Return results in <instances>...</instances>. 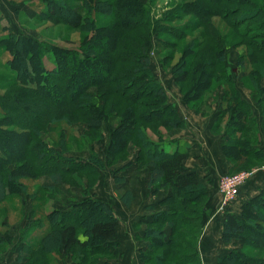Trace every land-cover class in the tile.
<instances>
[{
    "label": "trees",
    "instance_id": "obj_1",
    "mask_svg": "<svg viewBox=\"0 0 264 264\" xmlns=\"http://www.w3.org/2000/svg\"><path fill=\"white\" fill-rule=\"evenodd\" d=\"M158 1H49L36 17L81 34L72 47L10 30L0 36V69L14 76L7 93L0 96V119L7 117L12 125L0 129V203L24 201V195H30L40 207L61 193L58 185L66 182L65 176L83 174L95 180L106 166H114L116 176L119 162H132L121 155L135 148L137 168H150L151 193L169 189L158 203L167 208L148 219V227L138 233L137 238L148 242L140 251L143 264H203L199 242L214 181H200L184 163L185 144L160 130L177 133L185 123L151 69L149 50L153 39L157 55L171 50L162 62L169 67L168 60H177L170 73L196 113L204 115L208 94L216 96L215 90L222 88L213 130L222 134L221 149L231 162L230 170L249 166L251 160L262 164L264 144L256 139L257 116L237 81L248 82L253 98L263 102L264 0H178L170 15L157 18L152 8ZM186 18L185 25H172V20ZM218 21L229 31H222ZM232 47L240 50L235 67L229 63ZM46 58L53 61L52 67ZM62 123L75 125L72 129L83 126L82 135H73ZM105 124L111 157L104 162L94 150ZM53 126L61 137L52 142L62 149L50 148L44 138ZM148 129L158 141L149 137ZM68 131L76 143H86L89 157L69 153L76 148ZM164 139L176 145L168 149L169 144L162 145ZM43 177L51 183L34 194L22 181ZM230 208L223 216L222 241L228 245L241 241L242 246L220 256L217 264H264V258L244 251L264 249V230L259 231L253 221L259 219L258 208L264 209V194L244 203L239 214ZM33 220L28 235L22 231L23 264H58L54 254L60 253L70 254L71 264H119V219L104 200H75ZM0 225L6 227L8 221ZM8 231L0 233L1 248L7 246Z\"/></svg>",
    "mask_w": 264,
    "mask_h": 264
},
{
    "label": "rangeland",
    "instance_id": "obj_2",
    "mask_svg": "<svg viewBox=\"0 0 264 264\" xmlns=\"http://www.w3.org/2000/svg\"><path fill=\"white\" fill-rule=\"evenodd\" d=\"M49 1H53V0H0V36H2L5 33H8L10 30L16 33H22L23 35H26V36L41 37L43 39H46L49 42L56 43V44L58 43L64 46L72 47V46L78 45V41L82 39V36L77 31L71 30V29L68 30V27L64 25H57V26L51 25L50 26L49 23L48 24L45 22L41 23L40 20L36 17V13H38L41 9H44ZM143 1L147 2V0H143ZM177 1L178 0H159L158 2H156V5H154L155 7L152 8L153 15L156 16L157 18H161L163 17V15L164 16L170 15L168 11H173V7L176 6ZM107 17L108 16H104L101 18L103 20H106ZM187 19L188 18L183 19V20L174 19L172 20L173 21L172 25H177L181 27L185 25ZM215 24L219 26L222 29V31H225V32L229 31L225 23L218 21V22H215ZM64 30H68L69 33ZM64 32L67 33V36L64 35L65 34ZM84 35H86V32H84ZM67 38L68 39L71 38L73 40L66 42L65 40ZM155 46H156V40L153 39L150 50H149L151 60H152L151 69L156 79L165 86L169 95L171 97L175 96L176 93H178V91L181 93V90H180V87L177 85V83L174 81L173 76L170 73V70L175 65L177 60H173V61L168 60L169 67H165L164 63L162 62V59L166 58L167 55L171 53V50H167L163 52L162 54L157 55L155 51L156 50ZM239 51H240L239 49H235L233 47L230 48L229 63L232 67H235L237 65L236 62L239 57ZM2 52L3 50H1L0 48V60L1 61H2ZM48 59L49 58H46L45 60L46 65L48 67H52L54 64L53 61L51 59L50 60ZM248 66H249V63H248ZM5 76H7L6 71H4L3 68L0 69V96L7 93L6 87L8 83L10 82V80L12 81L14 79V76H12V74H9L7 76L8 79H6ZM237 84L241 92L243 91L244 93L250 94L252 100L255 102L254 104L256 105L258 109V114H256L257 120L254 121L255 122L254 126L256 130L255 135H256V139L259 140L260 142H263L264 144V122H263L264 100L263 102H259V101L257 102V100L253 98V93H252L253 87L248 82L245 83V82H241V80H238ZM260 85L264 87V80L262 81L260 80ZM215 91H216V94L218 93L220 96H222L223 90L221 87ZM218 94L216 96L215 94L213 95L208 94L207 96L208 106L206 107L207 110L205 111L204 115H209L213 111L211 110L210 103H217L218 104L217 106H219ZM185 103L190 107V104H188L187 102ZM190 109L193 110V108L191 107ZM197 114L202 115L201 113H197ZM1 117L2 116L0 115V118ZM9 123H10V119L7 117L0 119V129L2 128L8 129V127H12V125H10ZM60 126L66 129L72 130L73 135L75 134V132H76V136L82 135V134L81 135L79 134L81 131L80 129L83 126L81 127L79 125H76L77 128L75 129H72L73 127H75V125H72V126L70 125L69 127V126H66L64 123H62ZM156 127L159 128L160 126L156 125ZM149 128H151V126H149ZM108 129H109L108 124H105L104 125V130H105L104 136L102 139L98 141L99 145L98 147L95 148L96 150H94L97 156L100 159H102L104 162L108 161L111 157V154L108 151L109 143L111 140L110 132ZM160 130L162 131L163 134L166 133L169 135H174L180 132L179 131L177 133H174V132L168 133V131L162 127L160 128ZM69 133L70 132L68 131L67 138L70 139L71 144H73V147L76 148L75 151H72L69 153L77 154L76 156L89 157L90 150L89 148H87L88 146L86 145V143L83 142V145H80L81 144L80 141L79 143H76L75 142L76 140H74V138L69 137L71 136ZM147 133L149 137H151L155 141H158V137L155 135V133H153V131L148 129ZM64 136H65V133H64ZM59 137H61L60 130L59 129L57 130L55 126H53L52 129H50L48 133L44 134V138L49 141L48 145L50 148L55 147L56 149L57 148L62 149L60 146H57V144H55L56 142L55 143L52 142V139L59 140ZM169 141H170L169 139H164V142L162 141L161 142H162V145L169 144L167 145L168 149L171 148L172 145L173 146L176 145L175 143L170 144ZM80 147H83V148L79 149ZM66 154H68V152ZM137 154H138V150L135 148H131L129 153L124 152V154L121 156H124V160L135 157L134 158V161H135L137 159L136 158ZM226 161L228 162L229 165H231L230 161L228 160ZM123 164H127V162L125 163V161H121L119 162L117 166L124 168L125 166ZM250 164L251 165L253 164V165L245 166L244 168H241L235 172H232L231 170H229L225 174V175L237 174L241 172L251 173L250 177L246 180V182L243 185H241L240 190L247 183H250V184L249 185L247 184L246 188L251 186V182L254 181V178L256 176L264 175V168H263L264 163L255 164L251 160ZM113 168L114 166L113 167L106 166L105 168L100 169L99 175L95 178V180L92 178H88L87 176L83 174H75L69 177L65 176L66 182L58 185L61 190V193L58 194L57 196H53V198H50V200L47 201L46 204H45L46 201L44 203L42 202L43 205H41L40 207H38L37 201L35 199L33 200V198L30 195H28L27 197L26 195H24V201H22L20 198L19 200L16 199L11 202H5V201L1 202L0 203V223H4L5 221H8V226L5 227V226L0 225V233H4L8 229H9L8 231L9 233H8V239H7V246H5L4 248L0 247V264H21L22 263V260L20 259L21 257L20 255L25 256L24 254L25 252H23V254H19L21 250L20 241L22 238V234L24 232V235L27 236L28 235L27 230L30 229L29 225L32 224V222L34 221L33 219L37 216H45L46 211L66 207L68 205L71 206L72 202L75 200L79 201V200H83V199L90 198V197L104 200L110 207L115 206L114 200L116 202V201H120L123 199L125 203H128V201L131 199L130 196H128L129 191L128 190L125 191V186L119 189L118 186L119 184H122V183H121V180H118L119 178L115 179L113 177L115 176L112 173ZM137 171L139 172V173L136 172L138 173L139 177L135 178L136 182L130 183L128 188L131 189V192L135 194V198L142 197L143 199L144 197H150L152 201L157 202V204L150 209L149 213L143 219L144 224L140 226V229L143 231L145 228L148 227L146 226V221L150 219L158 211L163 210L161 209V206L158 205V203L161 198L166 196L169 189H166V190L163 189L156 194L151 193V195L148 196V191L146 192L144 190L145 188L147 189V187L144 185V180L142 179V175L143 174L146 175L147 171L144 169L143 170L138 169ZM119 172L120 170L118 171V173ZM22 181L27 185L28 190L32 192L33 194L37 193L40 187L43 186V184L48 185L49 183H51L50 180L45 177L38 179V180L23 179ZM148 188L150 189V187ZM263 194H264V189H261L246 202L250 201L253 198L263 196ZM244 203L238 205L237 208H233V207L230 208V211H236L238 214L241 213L242 206ZM162 207L166 209L167 205L162 206ZM218 208H217V211H218ZM33 209H35L34 212L32 211ZM258 210H259L258 211L259 219H254L253 221L256 223L255 225H257L255 227L258 228V230L260 231V230H264V209L258 208ZM225 211L222 210L219 212L225 213ZM41 234L42 233L38 234V237ZM137 239L139 240V237ZM142 241L144 240L142 239ZM144 243H145V247H144L145 249L148 245V242L144 241ZM239 244L240 246L238 247H241L242 246L241 241L239 242ZM236 246L237 244H234L230 250L235 249ZM244 251L252 257L264 258V249L255 250V248L253 247H248V248H245ZM54 257L59 259L58 264H67V263L71 264L70 254H66V253L54 254Z\"/></svg>",
    "mask_w": 264,
    "mask_h": 264
},
{
    "label": "crops",
    "instance_id": "obj_3",
    "mask_svg": "<svg viewBox=\"0 0 264 264\" xmlns=\"http://www.w3.org/2000/svg\"><path fill=\"white\" fill-rule=\"evenodd\" d=\"M166 92L168 94V103L175 107L180 118L185 123L184 129L174 136L185 144V165L196 172L200 181H207L208 179L214 181L209 189V212L205 219L204 230L199 242V250L203 264H217V259L228 253L234 245H228L222 241L223 216L225 213L217 211L221 200L217 187L218 181L230 170V165L226 161L221 149L222 134L219 131L213 130V125L218 118L219 106H217V103H210L211 110L213 111L209 115H198L184 102L179 91L172 97L169 95L167 89ZM241 93L242 97L251 104L255 114H258V109L250 94L243 91ZM131 160V163L123 164L124 168L119 167L120 172L116 175L119 178L117 179L121 180L122 183L119 184V189L125 186V191H129L128 196L131 199L128 203H125L123 199L120 200L118 198L120 201L115 202L114 200L115 206H112L119 219V264H143L140 251L144 249L145 243L140 237L138 240L137 236L138 233L142 232L140 226L144 224L143 219L150 209L157 204L150 197H144L143 199L142 197L135 198V194L128 188L129 184L136 182L135 178L139 177L137 164L133 157ZM144 170L147 171L146 175H142L144 185L147 187L144 190L148 191V196H150L151 190L147 185L150 168ZM116 176L113 177L116 179ZM247 184L249 185L250 183ZM246 185L240 190L237 200L233 202L231 208H237L238 205L246 202L258 191L264 189V175L256 176L248 188H246ZM161 209L165 208L161 206ZM234 212L237 213L236 211ZM238 246H240L239 243H237L236 247Z\"/></svg>",
    "mask_w": 264,
    "mask_h": 264
},
{
    "label": "built area",
    "instance_id": "obj_4",
    "mask_svg": "<svg viewBox=\"0 0 264 264\" xmlns=\"http://www.w3.org/2000/svg\"><path fill=\"white\" fill-rule=\"evenodd\" d=\"M264 168V167H263ZM251 173L223 175L218 181V191L221 196L218 211L226 210L237 199L241 185L250 177Z\"/></svg>",
    "mask_w": 264,
    "mask_h": 264
}]
</instances>
